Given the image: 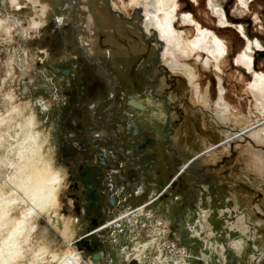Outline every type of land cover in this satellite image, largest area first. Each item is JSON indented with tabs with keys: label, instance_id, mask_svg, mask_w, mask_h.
Segmentation results:
<instances>
[{
	"label": "rangeland",
	"instance_id": "obj_1",
	"mask_svg": "<svg viewBox=\"0 0 264 264\" xmlns=\"http://www.w3.org/2000/svg\"><path fill=\"white\" fill-rule=\"evenodd\" d=\"M129 2L0 0V246L22 210L30 209L33 219L18 257L7 263L31 264L36 256L40 264H65L72 252L90 264L101 251L107 264H264V111L250 91L255 76L264 79V0H176L172 24L184 52L177 53L182 67L174 72L161 60L163 40L145 28L142 6ZM197 25L224 44L218 61L189 47ZM241 55L249 66L238 61ZM69 72L86 85L80 106L70 98ZM219 79L230 108L224 115L215 105ZM112 88L154 98L167 119L137 118L127 106L106 115L103 102ZM94 102L101 109L88 112ZM71 115L83 127L105 130L106 145L118 156L147 138L154 142L145 157L160 151L151 170H138L143 153L111 174L97 169L100 215L83 216L77 201L62 215L63 194L39 211L19 191L26 177L45 179L66 165L76 177L77 164L61 146ZM129 116L138 129L130 134L123 129ZM130 169L136 173L127 174ZM111 184L116 189L105 187ZM144 184L154 188L148 206L134 196ZM112 194L113 208L105 201ZM90 237L93 246L80 253V241ZM14 240L22 241L14 237L9 247Z\"/></svg>",
	"mask_w": 264,
	"mask_h": 264
},
{
	"label": "bare ground",
	"instance_id": "obj_2",
	"mask_svg": "<svg viewBox=\"0 0 264 264\" xmlns=\"http://www.w3.org/2000/svg\"><path fill=\"white\" fill-rule=\"evenodd\" d=\"M175 2H176V0H140V1L139 0H130V2H129V4H131V5L139 3L142 6V8H143L142 10L145 13V16H144L145 17V28L147 30H149L150 28L156 30L160 39L163 40L165 47L161 53V60H162V62L165 63V65L169 68V70L171 72H174L177 69H181L182 65L179 62L177 55L180 52H184L181 49L182 42L180 40V37L173 30V24L172 23H173V19H174ZM18 9H19V7H18ZM216 14H218V16L220 18V23H222V17H221V14L218 10L216 11ZM182 21L184 23H193V20H191L188 16H183ZM196 31H197V36L194 38V40H192L191 42L188 43L189 47L193 48L194 50L206 51V53H208L210 56H212V58L215 61H218L219 57L221 58L220 55H222L224 52V46H223L224 44L221 43L210 32H208L206 30H201L199 25L196 26ZM238 61L243 66H249V63H250L249 59L245 58L242 55L240 56V58H238ZM106 76H108V74ZM187 78H188V81H189L191 87L196 88V91H197V85H196V83L194 84L195 76L193 74L189 73ZM250 91H251L255 101L259 104L260 108L264 111V79H262V76H260V75L255 76L253 83L250 85ZM199 92L194 93L195 97L198 99L200 98ZM224 94H225V90L223 89V87L221 85V81L219 79L218 100H217L215 105H216V108L219 110V112H221V114H223V115L226 113H230L229 105L224 100ZM129 98H130L129 99L130 102L134 101L135 103H138L141 107L140 109H137V108H134L131 106L132 110L142 113L143 110L142 111H140V110L143 108V104L140 103L138 100H136L137 98H133L131 96H129ZM200 99H202V98H200ZM90 115H92V117H93V114H90ZM108 120H110V119H108ZM94 122L96 124H98L96 118H94ZM151 140H152L151 144H153L154 140L153 139H151ZM151 144L149 146H146V148L144 150H142L141 152L135 151L136 145L133 147L132 151H130V150L125 151L123 149V151H125V153H127V155H132L133 157L137 156L138 154L143 153V156L139 158V166H138L139 169L138 170L143 168V166L141 165V162H142L143 158L145 157V154H144L145 151H147V149L150 148ZM153 155H152L153 157L149 159L150 168H143V169H148V170L152 169V165L154 164V161L151 159H155L156 155H160V151L155 152ZM148 156H150V155H148ZM123 157L125 159H128L125 154L123 155ZM29 160L30 159H28L27 161L29 162ZM260 163H261V161L258 162V164H260ZM99 164L101 165L100 162H99ZM60 170H62V171L53 173L52 175H49L45 179H41V177H40V179L37 180L36 178L31 179V177L30 178L26 177L25 181L19 185V188H20L19 191L21 193H23L26 197H28L30 202L32 204H34L39 211L46 209L45 207H47V206L53 205L56 202V199L58 198L57 195L60 196V198H61V194H63V195L67 194V196H69L68 197L69 203L73 206L77 202H80L83 205L82 210L80 211V214L84 213L83 216L86 215V212H85L83 207H84V204L88 201L89 195L87 194V188L85 187V183L81 181V177L84 176L83 172L85 169L83 170L82 174H77V172L79 171V168H76V177L71 178V185L72 186L70 187V189H69L70 177H73L74 173H72L70 171V169L67 167V165L65 167H62V169H60ZM89 170H90L91 174L93 175V178L91 180V184H93V188L96 189V193H97V196L99 198V201H98V204H99L102 192L100 191V188L95 183V180H97V175H96L97 172L91 170V168ZM39 176H40V174H39ZM67 178H69V180ZM126 179H128V175H127V177H125V180ZM168 185L169 184H167L166 187L162 188L160 191H163V193L165 191H167L169 189ZM105 187L109 189L110 186H105ZM67 188H68V191L66 193L65 190ZM127 188H129V186H125V184H124V186H122L121 189L124 192H126ZM58 191H60V192H58ZM112 195L113 196H111V197L109 196L110 198H105L106 203L111 208H113L117 204V201L115 199V195L114 194H112ZM150 195H148V193H147V185L144 184L143 188H138L137 190H135L134 196L135 197L137 196V199L146 198L147 202L144 204V206H146V205L148 206V205H151L152 203H154L153 202L154 197L151 198L152 196H150ZM68 198H67V201H68ZM67 201L61 200V203H63L62 210H61L62 215H66V214H68L67 212L70 211V204H68ZM99 208H100V206L98 208H92L89 214L94 212L95 214L98 213V215H100L101 212H103V210L101 211V209H99ZM138 211H140V208ZM109 221L106 223L100 224L102 226V230L109 226ZM32 222H33V219L31 217V210L30 209L22 210L20 215H19V218L17 220V225L13 226V230L10 232L7 241L5 240L6 242H4L0 246V264H8L7 262L11 258H17L18 257V255H19L18 246L21 244H24L25 243L24 240L28 239L29 232L33 229ZM95 230H97V228L91 230V234H95ZM19 236L21 237L22 241H19V242L15 241V240L13 241V244L11 247H15V248L12 251V253L10 254V252H11V247H9L10 240L14 237H19ZM53 240H55V239H53ZM82 241H86V239L82 240ZM60 242H62V241H60ZM87 242H89L90 247H91V244H92V246L94 244L93 241L91 240V237H90V240H88ZM87 249H89V248L83 247L82 249H79V252L83 253ZM76 251H77V254L79 255L78 250H76ZM134 251H136V250H134ZM5 252L7 253L6 257L3 256V254ZM97 254H99V259H93L91 257L92 261L91 260L89 261L90 264L91 263L99 264L101 261L104 264L108 263L109 260L107 259V255H105L101 251ZM64 260H66L65 264H83L77 258H75L74 254L72 252H69L65 256ZM136 262H137V260H136ZM30 263L31 264H40V260L35 256L32 258Z\"/></svg>",
	"mask_w": 264,
	"mask_h": 264
},
{
	"label": "built area",
	"instance_id": "obj_3",
	"mask_svg": "<svg viewBox=\"0 0 264 264\" xmlns=\"http://www.w3.org/2000/svg\"><path fill=\"white\" fill-rule=\"evenodd\" d=\"M69 84H73L74 90L71 94L72 102L74 106H80L82 104V99H84L86 94V85L83 80L77 77L75 72H69ZM129 96L123 92H118L114 88L110 89L105 98L103 112L108 116H114L115 110L124 108L125 106L130 107L128 104ZM101 109V103L94 102L87 106L88 112L93 113L96 110ZM127 122L124 131L128 134L137 130L136 123L132 116ZM109 134L99 127L87 126L83 127L80 121H78L77 115H71L69 118L67 130L61 136V146L69 152V162L77 164V168L83 171L84 169H90L93 171H98V168H104L110 174L117 169H125L126 162H135V158L132 155H127L125 151L120 149L121 156L109 149L106 145V140ZM122 146V144H121ZM95 153L94 156L92 153ZM126 155L128 160L123 157ZM120 157L122 160H120ZM73 159V160H71ZM127 160V161H126ZM99 161L101 165L99 164ZM126 161V162H124ZM109 162L112 164L109 165ZM142 165V162H141ZM108 169V170H107ZM136 169H130L127 174H135ZM74 172V171H73ZM119 172V171H118ZM111 190L116 189L113 185H110ZM163 193V191H161ZM161 193V194H162ZM97 226V225H96Z\"/></svg>",
	"mask_w": 264,
	"mask_h": 264
},
{
	"label": "water",
	"instance_id": "obj_4",
	"mask_svg": "<svg viewBox=\"0 0 264 264\" xmlns=\"http://www.w3.org/2000/svg\"><path fill=\"white\" fill-rule=\"evenodd\" d=\"M128 104L134 108H137V109L141 108L140 105L138 103H135L134 101L130 102V100H129ZM151 142H152L151 139H148V138L145 139L142 144L135 146V151L141 152L142 150H144L146 148V146H149L151 144ZM149 159H150V157H147V156L143 158V160H142L143 168H150ZM181 170H184V167ZM80 172H83V171L79 170L77 173H80ZM83 174H84V176L81 177V181L85 183V187L87 188V194L89 195L88 201L84 204V210H85L86 214H89L92 208H98L99 207V204H98L99 198L97 196L96 189L93 188V184H91V180L93 178V175L91 174L90 170L89 169L84 170ZM160 186H161V184H160ZM92 225L96 226L97 223L92 222ZM79 244L81 247L90 248L89 242H87V241H80ZM92 258L93 259H99V254H93Z\"/></svg>",
	"mask_w": 264,
	"mask_h": 264
},
{
	"label": "crops",
	"instance_id": "obj_5",
	"mask_svg": "<svg viewBox=\"0 0 264 264\" xmlns=\"http://www.w3.org/2000/svg\"><path fill=\"white\" fill-rule=\"evenodd\" d=\"M133 97V96H131ZM133 98H137V97H133ZM153 98L148 99H144V100H140V99H136L138 100L140 103L143 104V108L140 110L141 112L137 113V117L139 118V115L141 114V117H144L145 120H150V121H159L160 119H167L166 114H164V112L159 109L160 108V103L154 105L153 102L154 100H152ZM148 117V118H147ZM156 187V185H155ZM154 190V188L150 191L148 190V186H147V193H150Z\"/></svg>",
	"mask_w": 264,
	"mask_h": 264
},
{
	"label": "flooded vegetation",
	"instance_id": "obj_6",
	"mask_svg": "<svg viewBox=\"0 0 264 264\" xmlns=\"http://www.w3.org/2000/svg\"><path fill=\"white\" fill-rule=\"evenodd\" d=\"M151 97H153V95H151ZM154 99V98H153ZM72 171V170H71ZM71 178H75V173H74V175H73V177H70V186H69V189H70V187L72 186L71 185ZM75 194V193H74ZM69 196H67V194H64V195H62V198H63V200H66L67 201V198H68ZM68 204H70L69 203V198H68ZM63 206V205H62ZM69 212V211H68ZM93 221L92 222H96V220H94V219H92ZM97 223V222H96Z\"/></svg>",
	"mask_w": 264,
	"mask_h": 264
}]
</instances>
